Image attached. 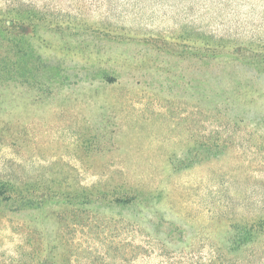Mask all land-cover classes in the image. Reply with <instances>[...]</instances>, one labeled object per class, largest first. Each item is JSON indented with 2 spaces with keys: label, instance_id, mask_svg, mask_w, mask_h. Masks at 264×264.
Returning <instances> with one entry per match:
<instances>
[{
  "label": "rangeland",
  "instance_id": "374dc122",
  "mask_svg": "<svg viewBox=\"0 0 264 264\" xmlns=\"http://www.w3.org/2000/svg\"><path fill=\"white\" fill-rule=\"evenodd\" d=\"M0 27V264H264L227 241L264 214V0H0ZM125 182L153 190L101 197Z\"/></svg>",
  "mask_w": 264,
  "mask_h": 264
},
{
  "label": "trees",
  "instance_id": "16d2710c",
  "mask_svg": "<svg viewBox=\"0 0 264 264\" xmlns=\"http://www.w3.org/2000/svg\"><path fill=\"white\" fill-rule=\"evenodd\" d=\"M0 30L6 31V30H3L1 27H0ZM1 38L4 41H8V39H6V36H3V37L1 36ZM16 45L18 46L21 45V42H18ZM205 56H208V55L205 54ZM257 56H259L262 59V60H259L258 63L262 64V62H264V52L258 53ZM21 69H22V60L20 56L17 57L16 55L15 59H11V67L9 66L7 57L0 59V85H4L7 83L6 81L10 80L9 77L11 76H8L7 73H10L12 71L13 72L21 71ZM212 158H213L212 155H209V154H202V156L200 157L184 158V159L178 160L179 163L177 164V166H175V169L178 170L184 167H189L198 162H202L205 160H211ZM122 187H126V188L124 190V193H122L118 197H109V196L104 197V195L101 197H103V199H106L108 201L113 199L112 201H119L124 204H129L130 202L137 201L138 196H135L134 193L139 195L138 194L139 189L143 190L142 196H149L147 195V192H150L153 190V188L151 189H145L143 187L136 188L135 185L132 186L128 182H125V184H123ZM10 198H12V196H10ZM229 229L230 228L228 226L224 230L226 233H231L232 231H230ZM233 232L234 234L232 236L229 235L227 238V241L229 243H235L236 246L242 247L246 244L254 243L258 241V239H261L264 237V214L258 215L254 217L253 219L244 220L236 224L235 231Z\"/></svg>",
  "mask_w": 264,
  "mask_h": 264
}]
</instances>
